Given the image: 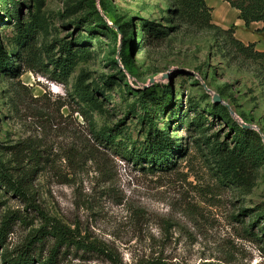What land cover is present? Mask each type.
<instances>
[{"label": "rangeland", "instance_id": "1", "mask_svg": "<svg viewBox=\"0 0 264 264\" xmlns=\"http://www.w3.org/2000/svg\"><path fill=\"white\" fill-rule=\"evenodd\" d=\"M101 1L114 34L99 24L91 0L0 2L6 54L15 46V24L30 35L14 59L18 73L0 71V161L13 176L30 171L28 200L0 182V230L6 233L0 264H9L32 233L51 224L70 237L57 248L56 264H264V160L250 184L222 179L211 146L231 145V132L209 113L218 95L236 112L234 119L255 127L264 145V59L209 27L192 2ZM173 3L178 15L171 13ZM7 11L18 19H7ZM78 20L92 23V39L79 48L69 74H58L49 59L60 57L71 37L87 35L83 26L74 27ZM144 21L165 34L139 38ZM122 22L132 33H122ZM123 34L132 38L125 50L133 74L117 60ZM80 74L88 89L102 93L95 92L92 103L74 94ZM159 85L185 114L167 131L181 152H174L173 164L149 168L126 156L149 128L139 106H129L141 91L159 95ZM166 120L164 112L154 127L166 128ZM102 131L115 139L105 140ZM54 241L47 235L35 244L33 264L48 256Z\"/></svg>", "mask_w": 264, "mask_h": 264}, {"label": "trees", "instance_id": "2", "mask_svg": "<svg viewBox=\"0 0 264 264\" xmlns=\"http://www.w3.org/2000/svg\"><path fill=\"white\" fill-rule=\"evenodd\" d=\"M3 1L6 0H0V2ZM91 1L99 24L104 29L114 34V30L104 19V15L108 12L104 2L101 0L98 1L100 11L103 13L101 14L95 7V0ZM184 1L194 3L201 12L205 13L209 27L222 33H226L239 49L252 50L257 56L264 59V52L255 50L252 43L243 44L241 41L233 37L234 26H231L228 29H222L210 23L209 8L205 5L203 0ZM224 1L228 2L231 7H234L239 11V18L243 21L245 27H249V24L252 22L261 21L263 26L260 31H264V0ZM172 6L171 13L178 15L179 10L178 7H176V3H173ZM6 18L9 20L12 18L18 19V16L11 14V11H7ZM81 22L83 21L78 20L74 22V27L78 29L80 26H83L87 35L84 36L78 33L75 37H71L68 41L61 44L59 50L61 56L49 59L53 69L58 70V74L66 76L69 74L76 53L80 52L78 51L79 48L83 49L88 46V43L92 39L91 36H93L92 34L94 32L92 23L87 22L82 24ZM119 25L122 33H132L131 25L128 22H122ZM15 26L18 31V36L14 41L15 46L10 51L12 57L7 55L6 51L0 46V71L6 75L18 73L17 70L19 66L15 65L14 61L19 58L21 49H23L24 45L28 44L27 40L30 38V35L28 34L29 29L21 28L19 22L15 24ZM162 34H165L163 29L159 25H155L152 21H144L139 30V38L141 39H145V37L155 38ZM120 42L122 47L118 49L117 60L128 73L133 74L131 62L129 61V54L125 50V46L132 42V38H130V36L125 38V35L123 34V38ZM82 77L83 74H80L74 85V94L77 99L81 100L83 103H92L94 93H100V90L97 86L88 89L87 85L84 84V79ZM158 87L161 91L159 95L155 96L153 89L141 91L133 100L132 105L129 106V108H132L133 110L135 109V106H139L142 110V113L139 114V116L149 124V128L143 141L138 143L137 146H135V144L132 145V148L129 151H126V156L133 160L135 164L147 163L149 168L164 167L173 164L172 156L174 152H181V144L170 138L169 133L167 132L168 126L171 122H176L179 126L182 124L183 117H185V114L180 109V105L173 104L171 92L167 86L159 85ZM164 112L167 114L166 128L158 129L157 127H154L153 122L157 117L162 116ZM209 113L215 119L223 122L228 128V131L231 132V145L217 142L211 146L217 172L222 179L228 180L231 184H234L237 187L250 184L251 173L258 167V164L264 160V145L260 135L252 128L242 127L239 121L232 117L227 106L222 103H214L209 108ZM241 119L246 122L245 119ZM121 123L122 120L118 121V123L115 124V128L121 125ZM110 130L113 131L114 129H109L107 131ZM99 135L105 140L112 141L115 139L114 135H106L105 131H102ZM7 169L8 167L0 161V182L3 184L4 189L6 191H11L21 199L28 200L29 195L26 190V182L29 181L30 171L25 168L20 176L16 177L8 171L9 169ZM50 226L49 230L41 227L32 233L25 241L20 253L16 255V257L8 258L9 264H33L34 258L37 257H34L32 254V249L35 244H42L47 235H52L55 238V241L49 249L48 256L43 259L39 258L37 264H56L57 248L62 244H66V242L68 243L67 240L68 238L70 239V237L62 225L51 224ZM260 231L264 233V226L260 227ZM5 237L6 233L0 230V246L4 244Z\"/></svg>", "mask_w": 264, "mask_h": 264}, {"label": "crops", "instance_id": "3", "mask_svg": "<svg viewBox=\"0 0 264 264\" xmlns=\"http://www.w3.org/2000/svg\"><path fill=\"white\" fill-rule=\"evenodd\" d=\"M209 8L210 23L222 29L234 26L233 37L243 44L252 43L254 49L264 52V31H260L263 26L261 21L252 22L249 27H245L239 18V11L231 7L224 0H203Z\"/></svg>", "mask_w": 264, "mask_h": 264}, {"label": "water", "instance_id": "4", "mask_svg": "<svg viewBox=\"0 0 264 264\" xmlns=\"http://www.w3.org/2000/svg\"><path fill=\"white\" fill-rule=\"evenodd\" d=\"M206 89H208V88H206ZM213 100H214L216 103H222V104L226 105L227 108H228V110H229V112H230V114H231V115H235L234 111H233L232 109H230L229 105H228L227 103L223 102V101L220 99V97H219L218 95H215V96L213 97ZM240 125H241L242 127L255 128L253 125L246 124V123H244V122H240Z\"/></svg>", "mask_w": 264, "mask_h": 264}]
</instances>
